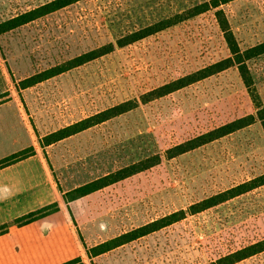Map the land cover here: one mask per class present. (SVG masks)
I'll list each match as a JSON object with an SVG mask.
<instances>
[{"label": "rangeland", "instance_id": "obj_1", "mask_svg": "<svg viewBox=\"0 0 264 264\" xmlns=\"http://www.w3.org/2000/svg\"><path fill=\"white\" fill-rule=\"evenodd\" d=\"M53 0H0V22ZM204 0H79L0 34V101L22 102L35 154L54 188L34 224L33 264H212L264 239V185L192 214L190 206L264 174V128L252 125L167 157V150L264 106V54L248 60L254 91L237 66L141 102L142 94L230 56L215 10L23 88L52 66ZM245 49L264 41V0L224 4ZM2 89V88H1ZM139 106L51 145L42 138L118 103ZM39 139V141H38ZM159 155L155 166L82 197L71 191ZM50 205V204H49ZM178 222L108 252L91 249L173 212ZM35 221V222H34ZM234 264H264V251Z\"/></svg>", "mask_w": 264, "mask_h": 264}, {"label": "trees", "instance_id": "obj_2", "mask_svg": "<svg viewBox=\"0 0 264 264\" xmlns=\"http://www.w3.org/2000/svg\"><path fill=\"white\" fill-rule=\"evenodd\" d=\"M79 0H53L49 3L38 6L32 10L20 13L12 18H9L5 21L0 22V34L8 32L12 29L25 25L33 20L41 18L49 13L57 11L63 7H66L70 4H73ZM233 0H204L201 3H198L181 14H177L171 18H167L157 22L156 24L146 26L134 32L128 33L127 35L119 38L116 43L109 42L102 46L96 47L90 51L84 52L74 58H71L63 63L52 66L44 71H41L38 74H35L29 78H26L22 81L23 88H27L35 85L36 83L42 82L46 79L59 75L65 71L71 70L75 67H78L82 64L90 62L94 59H97L101 56H104L108 53H111L115 50L116 47H124L131 43L137 42L141 39H144L154 33L162 31L166 28H169L180 21L198 16L210 10H215V17L217 19L218 25L224 35V39L227 43V46L230 50V56L209 64L195 72L186 74L182 77H179L175 80H172L166 84H163L157 88H154L141 96L142 103H148L150 101L162 98L170 93L178 91L184 87H187L191 84H194L202 79L213 76L221 71H224L230 67L237 66L240 72V75L243 79V82L250 89L254 91V81L248 66V60L264 54V41L256 45L250 46L243 49L238 39L235 36V33L231 27L230 21L227 17L225 10L222 8L224 4H227ZM140 101L137 99L127 100L111 107H108L104 110H101L89 117H86L80 121L67 125L63 128H60L56 131H53L42 138L44 145H51L55 142H58L67 137L78 134L84 130H87L97 124L103 123L105 121L111 120L117 116H120L128 111H131L139 106ZM257 120L262 122L264 128V106L258 105L257 114H249L240 118H237L233 121L225 123L219 127L214 128L204 134H201L195 138L187 140L181 144H178L167 150V157L173 158L178 155H182L186 152H189L193 149H196L206 143L217 140L221 137L234 133L240 129L246 128ZM31 149H24L12 156L3 158L0 160V168L10 165L16 161L24 159L31 155ZM159 155L148 157L139 162L133 163L131 165L122 167L115 172L109 173L103 177H100L96 180H93L89 183H86L74 190L71 191V194H74L76 197H82L87 194H90L96 190L102 189L112 183H116L120 180H123L131 175L137 174L143 170L149 169L159 163ZM264 185V174L261 176L247 181L239 186H235L228 190H225L219 194L210 196L203 199L202 201L195 203L190 206V212L192 214L201 212L210 207L223 203L231 198L239 196L245 192L253 190L256 187ZM54 204L46 205L41 208H38L34 211H31L17 219L13 222H29L41 217L44 213L49 211V209ZM186 211L179 210L168 214L162 218H159L155 221L149 222L143 226L134 228L131 231L120 234L112 239L104 241L91 250L93 256L100 255L102 253L108 252L114 248L122 246L126 243H129L133 240H136L140 237L153 233L171 225L175 222L180 221L185 218ZM9 223H5L0 226V231L8 226ZM264 251V239L247 246H244L234 252H231L217 261L212 262V264H234L244 259H247L253 255H256ZM75 261H69L66 264H74Z\"/></svg>", "mask_w": 264, "mask_h": 264}, {"label": "crops", "instance_id": "obj_3", "mask_svg": "<svg viewBox=\"0 0 264 264\" xmlns=\"http://www.w3.org/2000/svg\"><path fill=\"white\" fill-rule=\"evenodd\" d=\"M5 89L0 84V93ZM35 142L32 127L24 118L22 102L0 101V160L34 148ZM54 196V188L33 149L30 156L0 168V226L51 204ZM31 223L0 233V264L38 261L39 251L32 245L35 229Z\"/></svg>", "mask_w": 264, "mask_h": 264}]
</instances>
